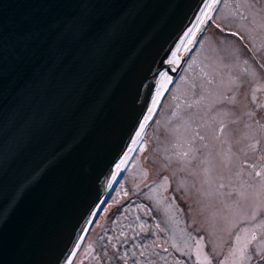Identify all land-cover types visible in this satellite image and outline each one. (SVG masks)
Segmentation results:
<instances>
[{
    "label": "water",
    "instance_id": "water-1",
    "mask_svg": "<svg viewBox=\"0 0 264 264\" xmlns=\"http://www.w3.org/2000/svg\"><path fill=\"white\" fill-rule=\"evenodd\" d=\"M220 1L0 0V264L73 262Z\"/></svg>",
    "mask_w": 264,
    "mask_h": 264
},
{
    "label": "rangeland",
    "instance_id": "rangeland-1",
    "mask_svg": "<svg viewBox=\"0 0 264 264\" xmlns=\"http://www.w3.org/2000/svg\"><path fill=\"white\" fill-rule=\"evenodd\" d=\"M226 11L223 4L206 29L197 51L201 69L191 78L185 69L168 92L71 264H134L120 247L149 237L176 256L171 233L179 247L186 242L168 226L171 213L192 235V253L203 239L201 255L194 252L198 264H264V58L257 61L258 50L247 47L250 78L244 58L237 63L235 51H219L227 32L245 44L250 36ZM168 198L174 208L163 204ZM100 231L109 244L103 250L95 241Z\"/></svg>",
    "mask_w": 264,
    "mask_h": 264
},
{
    "label": "flooded vegetation",
    "instance_id": "flooded-vegetation-1",
    "mask_svg": "<svg viewBox=\"0 0 264 264\" xmlns=\"http://www.w3.org/2000/svg\"><path fill=\"white\" fill-rule=\"evenodd\" d=\"M215 2H216V0H205L203 5L201 6L200 11L198 13V16L195 18L194 22L192 23L191 27L189 28V30L185 36V39L183 42V47L180 51L181 54H184L186 52V50L188 49V47L190 46V44L193 42L195 36L197 35V33L199 32V30L201 29L202 25L205 22V20H204L205 17L207 15L209 16V14L211 13L212 7H213ZM223 4L227 5V11L226 12L228 13V17L231 20V22H233L234 24H237L238 26H244L245 27L244 28V35H246V33L249 31L250 36L245 37L248 39V42L243 38L246 42V44H245L242 42V40H241L242 38H239V37L234 36V35L228 37V32H227V34L225 36H223V38H221L223 40V44L219 48V51H225V53L228 51H235V53L237 55V63H240L241 59L244 58L243 62L246 63V65L242 68V70H244L247 73V74L245 73L244 76L246 77V75H249L251 78V75L252 76L254 75V72L252 71V69L248 68V64H250V61H251V58H250L251 54H249V52H245L243 50V47L245 49L247 47H249L251 49L252 48L255 49V51L258 50L255 53L257 56V61L263 60V58H264V54H263L264 53V44H263V37L262 36H264V0H221L219 6L217 8V11L214 15L215 18L213 17L212 21L216 19V16L221 11ZM240 5H243L245 7V10ZM237 18L238 19L240 18L242 21L245 20L247 22L248 26L245 24V21H243L244 23L242 21H240V22L237 21ZM254 18H256L258 25H255ZM203 20H204V22L201 25V22ZM231 22L228 20L221 21L222 24H230L232 26ZM238 30H241V28L238 27ZM205 35H206V33H204L201 36V38L199 39L195 49L187 57L184 65H183V67L179 73V76H178L176 82L179 80V77L181 76V74L184 72L185 69L188 70V74H189L190 78H191V75H195L201 69V65L199 63V61H200L199 60V54L197 53V51L199 50L200 45H201V41ZM252 37L254 40V46L255 47L253 46V43H252ZM257 52L259 53L258 55H257ZM236 72H239V71L236 70ZM241 73H244V72H241ZM238 77L245 78V77H242V75L238 76ZM189 103H191V102H189Z\"/></svg>",
    "mask_w": 264,
    "mask_h": 264
},
{
    "label": "trees",
    "instance_id": "trees-1",
    "mask_svg": "<svg viewBox=\"0 0 264 264\" xmlns=\"http://www.w3.org/2000/svg\"><path fill=\"white\" fill-rule=\"evenodd\" d=\"M243 50L245 52H248V48L245 49L243 47ZM161 182L162 180L156 182L155 184L151 185L149 189L150 190L152 189L151 191H153L154 189H157L156 187H158V185H160ZM161 196L163 197L162 192H161ZM151 203L153 204L154 201H151ZM163 204L165 206L170 205L171 207L174 208L173 202H171L170 198H168V200L163 199ZM133 218H134L133 216H130L129 219H133ZM165 220L167 222L170 221L168 226L174 228L176 230L175 232H177L178 235L181 238H183L184 243L186 242L185 246L179 247V240L176 239L171 233V239L169 241L167 240V242L170 245H172L176 256H172L167 251H163L162 248H158V246L156 247L152 246L150 244L151 237H149V239L144 240L143 242L142 241L137 242L135 240H131L127 248L120 247L119 251L120 252L126 251V253L130 255L128 258L131 259L132 263L134 264H146V263H149V264H198L196 258L194 257V253H192V248H193L192 247L193 245L192 235L184 227V224L182 223V221L178 219V216H175V215L173 216L172 213L166 214ZM165 224L167 223L165 222ZM109 233L110 232H106L105 234L109 235ZM103 234L104 232L100 231L99 234L95 238L96 242L101 241L100 245L98 246L101 247L102 250L105 247L109 246V244L105 245L106 242H108V240L103 238ZM128 237H131V236L128 235ZM124 239L125 238H123V240ZM142 251L144 252L143 254H142ZM135 256L138 257V260L133 259L135 258Z\"/></svg>",
    "mask_w": 264,
    "mask_h": 264
},
{
    "label": "bare ground",
    "instance_id": "bare-ground-1",
    "mask_svg": "<svg viewBox=\"0 0 264 264\" xmlns=\"http://www.w3.org/2000/svg\"><path fill=\"white\" fill-rule=\"evenodd\" d=\"M202 244H204V241H203V239H201V238H197V247H196V249H195V253H196V256H199V255H201V246L200 245H202ZM235 249L236 250H238V249H240V245L238 244V243H236V246H235ZM232 251H234V249L232 248ZM193 252V253H194ZM224 264H231V261H226Z\"/></svg>",
    "mask_w": 264,
    "mask_h": 264
},
{
    "label": "snow or ice",
    "instance_id": "snow-or-ice-1",
    "mask_svg": "<svg viewBox=\"0 0 264 264\" xmlns=\"http://www.w3.org/2000/svg\"><path fill=\"white\" fill-rule=\"evenodd\" d=\"M169 63L171 64L172 61H169ZM260 259H261V260H264V255L260 256Z\"/></svg>",
    "mask_w": 264,
    "mask_h": 264
}]
</instances>
